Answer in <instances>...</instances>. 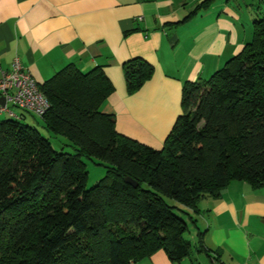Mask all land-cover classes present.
Returning a JSON list of instances; mask_svg holds the SVG:
<instances>
[{
	"label": "trees",
	"instance_id": "obj_1",
	"mask_svg": "<svg viewBox=\"0 0 264 264\" xmlns=\"http://www.w3.org/2000/svg\"><path fill=\"white\" fill-rule=\"evenodd\" d=\"M123 69L130 93L153 74L141 58ZM38 88L49 103L43 127L73 151L54 149L21 117L0 119V264H130L157 250L176 262L195 247L184 234L202 198L232 180L264 185V11L238 53L184 84L160 149L118 133L100 110L114 90L100 66L67 65ZM85 158L105 166L89 188Z\"/></svg>",
	"mask_w": 264,
	"mask_h": 264
},
{
	"label": "crops",
	"instance_id": "obj_2",
	"mask_svg": "<svg viewBox=\"0 0 264 264\" xmlns=\"http://www.w3.org/2000/svg\"><path fill=\"white\" fill-rule=\"evenodd\" d=\"M238 7L239 0H0V66L18 58L37 84L67 65L100 66L114 88L100 110L114 114L118 133L160 149L182 113L184 84L210 78L251 39L252 16ZM133 58L153 74L130 93L123 68ZM192 216L189 256L172 262L157 250L130 264H264V185L232 180Z\"/></svg>",
	"mask_w": 264,
	"mask_h": 264
},
{
	"label": "built area",
	"instance_id": "obj_3",
	"mask_svg": "<svg viewBox=\"0 0 264 264\" xmlns=\"http://www.w3.org/2000/svg\"><path fill=\"white\" fill-rule=\"evenodd\" d=\"M0 96L4 97V104H0V114L4 113L11 118H19V115L9 104L39 117L49 107L34 77L24 69L18 58H14L10 69L0 66Z\"/></svg>",
	"mask_w": 264,
	"mask_h": 264
},
{
	"label": "rangeland",
	"instance_id": "obj_4",
	"mask_svg": "<svg viewBox=\"0 0 264 264\" xmlns=\"http://www.w3.org/2000/svg\"><path fill=\"white\" fill-rule=\"evenodd\" d=\"M239 2H240V8L238 7L237 11L240 12L241 16L244 14L246 15V17L252 16V19H250L251 21H253V19L257 17H260L264 11V0H239ZM230 4L236 6L237 0H230ZM9 107L12 109H17L21 111L22 113H24L27 116V118H26V121L23 120V122L34 126L38 131H40V133L44 137L49 139L54 149L68 151V152L73 151L72 147L69 146L68 141L65 138L53 135L47 129H45V127H43L44 125L39 116H36L24 110H20L17 107L11 106L10 104H9ZM4 116H5L4 113L0 114V119L4 118ZM84 162H85V169L87 171V179H86L85 186L86 188H89L93 186L94 184H96L105 175V166L96 163L97 160L93 158L92 159L85 158ZM166 200L170 204L177 205V203L172 199H166ZM201 202H202V199L200 203L198 204L200 209H201ZM181 208L186 213L191 212L185 207H181ZM176 212L180 213L185 218L187 217L185 212H179V211H176ZM190 214L192 215V213ZM188 226H189V230L184 234L185 238L187 239L191 238L192 223L190 221H188Z\"/></svg>",
	"mask_w": 264,
	"mask_h": 264
},
{
	"label": "water",
	"instance_id": "obj_5",
	"mask_svg": "<svg viewBox=\"0 0 264 264\" xmlns=\"http://www.w3.org/2000/svg\"><path fill=\"white\" fill-rule=\"evenodd\" d=\"M0 104H4V97L0 96ZM125 181L132 184L134 187L137 186V182L130 177H125Z\"/></svg>",
	"mask_w": 264,
	"mask_h": 264
}]
</instances>
